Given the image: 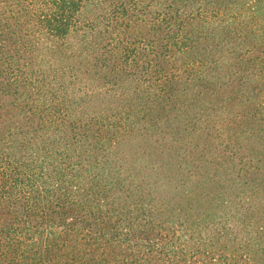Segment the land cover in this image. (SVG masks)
Masks as SVG:
<instances>
[{
  "label": "trees",
  "instance_id": "trees-1",
  "mask_svg": "<svg viewBox=\"0 0 264 264\" xmlns=\"http://www.w3.org/2000/svg\"><path fill=\"white\" fill-rule=\"evenodd\" d=\"M0 264H264V0H0Z\"/></svg>",
  "mask_w": 264,
  "mask_h": 264
}]
</instances>
